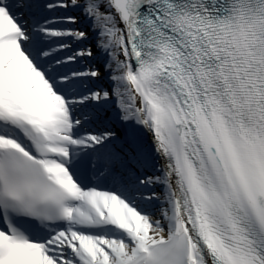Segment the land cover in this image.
Returning <instances> with one entry per match:
<instances>
[{"label":"snow or ice","instance_id":"1","mask_svg":"<svg viewBox=\"0 0 264 264\" xmlns=\"http://www.w3.org/2000/svg\"><path fill=\"white\" fill-rule=\"evenodd\" d=\"M0 264H264V0H0Z\"/></svg>","mask_w":264,"mask_h":264}]
</instances>
